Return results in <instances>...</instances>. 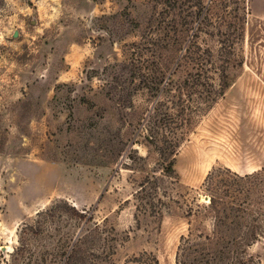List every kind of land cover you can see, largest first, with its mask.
I'll list each match as a JSON object with an SVG mask.
<instances>
[{"label": "rangeland", "instance_id": "374dc122", "mask_svg": "<svg viewBox=\"0 0 264 264\" xmlns=\"http://www.w3.org/2000/svg\"><path fill=\"white\" fill-rule=\"evenodd\" d=\"M189 49L195 60L178 76L193 77L181 115L168 105L162 153L148 141L166 120L149 116ZM225 69L234 79L223 89ZM220 167L264 168V0H0V264L39 220L42 248L81 229L67 207L39 218L60 203L108 218L123 258L177 264L187 213L208 205L204 183ZM155 186L159 223L138 213ZM199 221L212 228L206 211ZM249 253L264 263V239Z\"/></svg>", "mask_w": 264, "mask_h": 264}, {"label": "trees", "instance_id": "16d2710c", "mask_svg": "<svg viewBox=\"0 0 264 264\" xmlns=\"http://www.w3.org/2000/svg\"><path fill=\"white\" fill-rule=\"evenodd\" d=\"M193 60L195 59L192 50H186L177 60L175 70L165 87L162 89L163 83H160L157 88L158 91L162 90V97L150 113L149 122L166 121L155 135L159 138L153 137L148 142L154 146L157 144L158 149L163 150L162 153H164V145H169L172 137V132L167 127L168 120L172 118L168 105L176 111L175 116L181 115L182 86L185 82L189 83L190 77H193L184 76L185 73L178 76V73L185 70ZM221 77L223 89H226L231 85L234 73L230 72V69H225L221 72ZM175 152L176 145L170 160L167 157L163 160L167 176L176 173ZM151 178L156 177L154 174L146 177L148 181H151ZM142 186L141 191H144L145 184L143 183ZM204 187L209 203L201 207V210L194 211L191 208L187 213L189 229L187 234L181 236L176 263L264 264L249 253V248L255 242L264 239V168L248 174H240L228 167L216 168L208 174ZM153 190L155 193L151 195H146L144 193L146 191L139 195L138 213L144 212L145 215L153 216L159 223L164 216L160 205L166 200L159 193L158 186ZM63 207L71 209V219L82 223L81 229L74 236H70V232H64L53 249L47 246L42 248L45 245H41L39 240L33 242L35 235H38L42 229V221L39 220L37 227L31 225L25 229V236L20 246L13 252L12 262L7 264H159L158 258L148 252L123 258L122 250L127 247L126 243L118 236L115 227L109 224L108 218L102 222H92V216L87 217L85 213L65 203L40 213L39 218L61 214ZM203 210L206 214H211L210 230H206L203 222L199 221ZM139 216L137 214L138 218ZM194 222H198L201 229L194 227Z\"/></svg>", "mask_w": 264, "mask_h": 264}, {"label": "water", "instance_id": "95a60500", "mask_svg": "<svg viewBox=\"0 0 264 264\" xmlns=\"http://www.w3.org/2000/svg\"><path fill=\"white\" fill-rule=\"evenodd\" d=\"M18 34H19L18 32H15V33H14V36H15V37H17V36H18Z\"/></svg>", "mask_w": 264, "mask_h": 264}]
</instances>
